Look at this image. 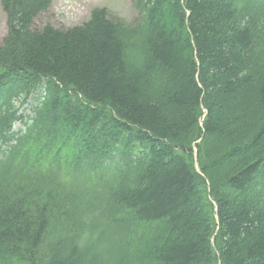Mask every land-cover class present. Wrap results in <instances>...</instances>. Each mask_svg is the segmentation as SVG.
I'll use <instances>...</instances> for the list:
<instances>
[{"label": "trees", "instance_id": "1", "mask_svg": "<svg viewBox=\"0 0 264 264\" xmlns=\"http://www.w3.org/2000/svg\"><path fill=\"white\" fill-rule=\"evenodd\" d=\"M52 2L1 0L0 264H264V0Z\"/></svg>", "mask_w": 264, "mask_h": 264}, {"label": "rangeland", "instance_id": "2", "mask_svg": "<svg viewBox=\"0 0 264 264\" xmlns=\"http://www.w3.org/2000/svg\"><path fill=\"white\" fill-rule=\"evenodd\" d=\"M97 8H107L111 17L133 22L136 12L131 0H54L48 12L35 21V28L42 29L51 24L55 28H70L86 23L92 12ZM8 32L7 16L0 0V40L3 41ZM31 102L21 108L24 115L31 114ZM23 124L17 123L15 131L22 129Z\"/></svg>", "mask_w": 264, "mask_h": 264}]
</instances>
